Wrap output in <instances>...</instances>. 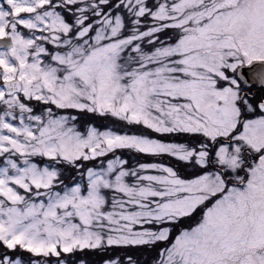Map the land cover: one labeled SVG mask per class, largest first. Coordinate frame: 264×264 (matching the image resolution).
<instances>
[{"label": "snow or ice", "instance_id": "obj_1", "mask_svg": "<svg viewBox=\"0 0 264 264\" xmlns=\"http://www.w3.org/2000/svg\"><path fill=\"white\" fill-rule=\"evenodd\" d=\"M0 264H264V0H0Z\"/></svg>", "mask_w": 264, "mask_h": 264}]
</instances>
